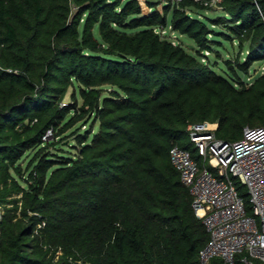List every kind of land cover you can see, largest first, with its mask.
Here are the masks:
<instances>
[{"label":"trees","instance_id":"obj_1","mask_svg":"<svg viewBox=\"0 0 264 264\" xmlns=\"http://www.w3.org/2000/svg\"><path fill=\"white\" fill-rule=\"evenodd\" d=\"M212 2L0 0V264H203L170 150L201 161L192 124L233 142L264 125V71L240 75L264 62V0H219L220 33L192 15ZM234 36L248 54L220 73L203 57Z\"/></svg>","mask_w":264,"mask_h":264},{"label":"built area","instance_id":"obj_2","mask_svg":"<svg viewBox=\"0 0 264 264\" xmlns=\"http://www.w3.org/2000/svg\"><path fill=\"white\" fill-rule=\"evenodd\" d=\"M217 128L208 121L188 127L201 161L178 145L170 150L172 164L209 233L200 261L264 264V125L246 127L244 137L234 142L219 139ZM52 135L50 130L45 139ZM240 186L246 188L251 213Z\"/></svg>","mask_w":264,"mask_h":264},{"label":"rangeland","instance_id":"obj_3","mask_svg":"<svg viewBox=\"0 0 264 264\" xmlns=\"http://www.w3.org/2000/svg\"><path fill=\"white\" fill-rule=\"evenodd\" d=\"M142 5L144 6V9L146 12H150L151 8L147 6V1L148 0H139ZM152 1L153 3L158 4V9L163 11V6L168 4L169 2H177L178 0H149ZM211 5V4H210ZM213 5V10H197L195 9L192 13V15L199 17L200 19H203L207 21V23L210 25L211 29H214L216 31L220 32H227V29L223 25H212L207 17L209 18H217L218 16L224 15L223 10L219 6V0H213L212 2ZM163 35L170 37L174 42L181 43L188 51L196 53L197 50L199 49L198 44L190 38L188 35L182 34L178 31H175L171 25H169L165 29H160ZM214 37V36H212ZM217 43L213 44V48L211 51H206L205 56L203 57L204 61L209 62L211 65H213L216 69V71L220 73H225L224 71L229 70V66L226 63L227 60H231L232 62H235L237 58H244L248 54L247 51V43L241 45L239 41L235 38V36L231 40H226L223 38H218ZM264 71V62H257L251 69V73L246 75L244 73L240 72V75H242V78L244 81L250 83L254 81L255 77L262 73ZM64 103H71V98H70V92L66 96ZM69 141L63 142V146L68 143ZM54 152V149H52ZM75 153V151H73ZM0 211L3 212V209L0 208Z\"/></svg>","mask_w":264,"mask_h":264},{"label":"water","instance_id":"obj_4","mask_svg":"<svg viewBox=\"0 0 264 264\" xmlns=\"http://www.w3.org/2000/svg\"><path fill=\"white\" fill-rule=\"evenodd\" d=\"M65 50H72V49H70V48H65Z\"/></svg>","mask_w":264,"mask_h":264}]
</instances>
